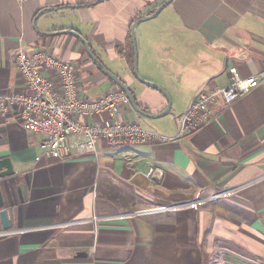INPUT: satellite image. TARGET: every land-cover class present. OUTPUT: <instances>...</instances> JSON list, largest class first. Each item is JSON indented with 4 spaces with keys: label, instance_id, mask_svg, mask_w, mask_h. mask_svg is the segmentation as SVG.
Here are the masks:
<instances>
[{
    "label": "crops",
    "instance_id": "1",
    "mask_svg": "<svg viewBox=\"0 0 264 264\" xmlns=\"http://www.w3.org/2000/svg\"><path fill=\"white\" fill-rule=\"evenodd\" d=\"M165 1L0 0V94L25 90L19 50L73 64L80 96L119 88L65 30L84 37L99 63L121 58L133 76L130 26ZM135 40L139 75L171 102L155 118L129 104L120 119L173 139L132 147L100 139L94 154L36 161L41 137L18 109L0 112V160L11 159L13 169L2 189L8 228L0 226V264H264V88L230 104L217 97L201 128L178 136V115L200 91L226 86L229 68L240 77L264 70V0H172L137 25ZM111 72L144 112L168 105L123 69ZM151 169L160 173L149 176ZM223 186L234 188L231 196L197 209L151 211Z\"/></svg>",
    "mask_w": 264,
    "mask_h": 264
},
{
    "label": "built area",
    "instance_id": "2",
    "mask_svg": "<svg viewBox=\"0 0 264 264\" xmlns=\"http://www.w3.org/2000/svg\"><path fill=\"white\" fill-rule=\"evenodd\" d=\"M15 67L25 90L0 94V112L18 109L25 127L41 137L36 161L43 158L63 160L71 156V150L74 155L94 154L100 139L109 145L125 147L173 139L143 128L136 120H121L123 107L129 102L119 88L96 99L80 96L76 67L49 52L19 50L15 55ZM258 86L264 88V70L253 76L240 77L235 67L229 68L226 86L200 91L189 108L178 115V136L199 130L207 121L209 108L217 97L230 104ZM101 114L107 119L87 121ZM153 173L160 171L151 169L148 175ZM233 191L234 188L229 186L218 187L212 193L198 190L184 202L160 205L151 211L197 209L205 203L229 197Z\"/></svg>",
    "mask_w": 264,
    "mask_h": 264
},
{
    "label": "water",
    "instance_id": "3",
    "mask_svg": "<svg viewBox=\"0 0 264 264\" xmlns=\"http://www.w3.org/2000/svg\"><path fill=\"white\" fill-rule=\"evenodd\" d=\"M172 0H166L165 2H163L161 5H159L157 8H155V10L150 13L147 14L145 16H142L140 18H137V20H134L130 26V41H131V45H132V51H133V64H132V74L133 77L141 82L142 84L153 88L161 93H163L166 96V100H168V105L166 106V108L160 112V113H156V114H149L144 112L143 110H141V108L139 107V105L137 104V102L135 101L133 95L131 94L130 90L127 88L126 84L124 82H122L117 76H115V74H113L111 71H109L104 65H102L101 63H99L98 59L96 58V56L93 54L87 40L80 36L77 32L73 31V30H65V32L71 33L75 36H77V38H79L85 48V51L87 52L89 58L91 59V61L93 62V64L98 68L99 71H101L107 78H109L110 80H112L115 84L118 85L119 89H121L126 97L128 98V102L130 104V106L141 116H145V117H149V118H155L158 116H162L163 114L167 113L169 111V105H170V100H169V96L167 95V93L165 92L164 89H162L160 86L154 84L153 82L150 81H146L144 79H142L139 75H138V71H137V46H136V40H135V29L137 27V25L139 23H141L142 21H146V20H150L151 18L155 17L157 15V13L163 8L165 7L167 4H169ZM33 26H34V22H33ZM35 27V26H34ZM37 31V30H36ZM40 34H49L48 32H41V31H37ZM11 159L9 158H4L0 160V208L3 205V197H2V189H5L6 187H8L9 183L4 181V178L8 175L13 174V169L11 168ZM0 220H1V227L7 229L8 228V223H7V216H6V211L5 210H0Z\"/></svg>",
    "mask_w": 264,
    "mask_h": 264
},
{
    "label": "rangeland",
    "instance_id": "4",
    "mask_svg": "<svg viewBox=\"0 0 264 264\" xmlns=\"http://www.w3.org/2000/svg\"><path fill=\"white\" fill-rule=\"evenodd\" d=\"M128 49V56H130L131 55V49H130V47L129 48H127ZM88 56V55H87ZM88 58H89V56H88ZM104 60V65H105V67H108V69L110 70V71H113V72H115V73H122L121 71H122V69H123V71L126 73L127 72V74L129 75V76H131L132 78H134L132 75H131V70L129 69V66H128V64L126 65V62H124L121 58H117V59H115V60H113L112 61V63L111 62H108L105 58H103ZM90 62H91V59L89 58L88 59ZM90 64H92V62L90 63ZM89 64V65H90ZM90 67H91V65H90ZM140 69H142V61L140 62V60H139V58H138V49H137V71H138V75L140 74V72H141V70ZM79 70L83 73V74H85V75H87V74H89V73H91L92 71L91 70H85L83 67H82V65L80 64V66H79ZM140 77H141V75H139ZM136 80V79H135ZM112 83H110L109 81H107V86H112L111 85ZM157 85V84H156ZM168 96H169V100L171 99V97H170V95H169V93L167 94ZM170 102H171V100H170ZM144 121H146L144 118L142 119V124L143 125H146L145 124V122Z\"/></svg>",
    "mask_w": 264,
    "mask_h": 264
},
{
    "label": "trees",
    "instance_id": "5",
    "mask_svg": "<svg viewBox=\"0 0 264 264\" xmlns=\"http://www.w3.org/2000/svg\"><path fill=\"white\" fill-rule=\"evenodd\" d=\"M132 56H133V55H132V53H131V55H130V60H131V61H129V62L131 63V67H132V64H133ZM121 81L124 82L123 80H121ZM124 83H125V82H124Z\"/></svg>",
    "mask_w": 264,
    "mask_h": 264
}]
</instances>
